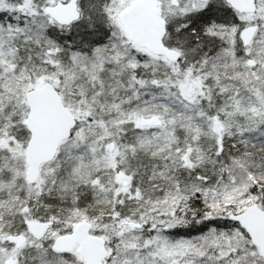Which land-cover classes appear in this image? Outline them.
Segmentation results:
<instances>
[{
	"label": "snow or ice",
	"instance_id": "snow-or-ice-1",
	"mask_svg": "<svg viewBox=\"0 0 264 264\" xmlns=\"http://www.w3.org/2000/svg\"><path fill=\"white\" fill-rule=\"evenodd\" d=\"M0 264H264V0H0Z\"/></svg>",
	"mask_w": 264,
	"mask_h": 264
}]
</instances>
